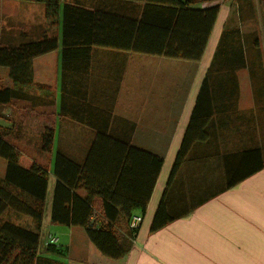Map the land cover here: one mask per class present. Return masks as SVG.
Masks as SVG:
<instances>
[{"label":"crops","instance_id":"1","mask_svg":"<svg viewBox=\"0 0 264 264\" xmlns=\"http://www.w3.org/2000/svg\"><path fill=\"white\" fill-rule=\"evenodd\" d=\"M103 1L83 3L97 8ZM192 1L193 9L219 8L198 61L93 46L87 71L76 56L79 51L72 54L71 68L63 70L60 13L57 49L32 60V86L5 107L15 120L0 118L1 127L13 128L14 146L49 173L34 264H264V166L253 172L264 162V105L254 101L259 96L264 102V0ZM40 4L0 0L1 45H20L43 35L46 7ZM253 24L256 29L249 30ZM226 31L233 44L240 36L246 55L217 54ZM147 66L155 72H136ZM142 79L150 86L136 83ZM206 79L209 86L202 89ZM0 87L13 88L6 67H0ZM34 125L40 129L36 137L29 135ZM45 127L53 128L48 152L41 146ZM98 143L102 164L123 172L119 199L125 202L136 199V172L142 174L143 186L155 175V163L145 155L137 156L136 167V151L130 147L163 159L142 224L119 259L102 255L85 228L51 222L56 154L82 167ZM184 144L183 158L173 172ZM250 150L257 151L244 156ZM230 174L244 178L230 187ZM89 192L73 189L72 197L90 196L100 227L107 223L101 198ZM125 217L122 214L117 222H127ZM12 222L35 229L33 219L25 215ZM154 222L161 224L156 230ZM49 234L58 239L51 251L45 245Z\"/></svg>","mask_w":264,"mask_h":264},{"label":"trees","instance_id":"2","mask_svg":"<svg viewBox=\"0 0 264 264\" xmlns=\"http://www.w3.org/2000/svg\"><path fill=\"white\" fill-rule=\"evenodd\" d=\"M25 1L45 5L46 25L43 35L37 40L15 46L0 44V67L8 68L9 78L13 81L12 89L0 87V109L10 106L14 98H19L21 90L32 86V60L57 49L56 29L60 13L63 70L71 68L72 54L79 51L76 56L85 62L84 70L87 71L93 46L198 61L205 52L219 12L217 6L193 9L190 7L192 0H104L97 8L87 7L83 3L85 0ZM226 34L227 31L222 34L217 54L231 51L234 56L246 55L248 48L245 43L235 41L233 44ZM208 86L206 79L202 89ZM201 96L203 94H200V103ZM254 101L259 106L264 105L259 96H254ZM12 137L13 128L0 126V158L6 162L4 177H0V264H34L40 245L49 173L45 167L23 155L12 143ZM52 141L53 128L45 127L42 132V150L50 151ZM100 145L92 146L82 167L62 153L56 154L54 172L58 181L51 207V222L85 228L88 238L102 255L119 259L127 254L131 246L128 221L134 210L143 215L163 159L130 147L136 151V167L137 156L145 155L155 163V175L143 186L140 184L142 174L136 172V199L125 202L119 199V190L125 181L123 172L108 170L102 164ZM186 146L182 145L178 152L173 172L178 168ZM256 151H247L244 156L254 155ZM262 166L264 162L255 167L253 172ZM70 170L71 174L68 172ZM61 171H65V174ZM76 178L80 185L75 181ZM242 178L244 176L228 175V186H233ZM77 188L89 190V193L101 198V211L107 223L98 227L95 221L89 220L93 213V201L90 196L82 198L75 193L72 197V190ZM122 214L127 220L123 224L117 222ZM19 215L32 218L35 229L13 223L12 219ZM121 225L127 226L123 230L127 235L119 231ZM160 226L154 222L152 230ZM46 246L47 250L53 249V244Z\"/></svg>","mask_w":264,"mask_h":264},{"label":"rangeland","instance_id":"3","mask_svg":"<svg viewBox=\"0 0 264 264\" xmlns=\"http://www.w3.org/2000/svg\"><path fill=\"white\" fill-rule=\"evenodd\" d=\"M35 5V4H34ZM40 5H42V4H40ZM255 23V22H254ZM247 28L250 30V29H256V26H255V24H253V25H248L247 26ZM240 30L239 31H241V35H244V33H245V25H244V23H241V25H240V28H239ZM234 41H236V43H238V41H240V36H235L234 37ZM263 50H264V46H263ZM230 53V51H228L227 52V54H229ZM144 57H147V55L146 56H144ZM148 58H151V56H149ZM142 71V73H145V72H147V73H149V72H155L154 70H152L151 69V67L150 66H147V67H144V68H142V70H138V69H136V72H141ZM168 76H169V74H168ZM264 80V79H263ZM164 82V80H160V84H162ZM136 83H141L142 85H144V84H148L149 86H150V81L149 80H145V79H142V80H136ZM162 86V85H161ZM6 108H3V109H0V118H3V119H5L6 121H14L15 120V117H14V115H13V113H12V110H8V111H6L5 110ZM11 111V112H10ZM14 119V120H13ZM36 124V123H35ZM18 129V130H17ZM40 131V129H39V127H36L35 125H34V127H32V128H30L29 129V135H32L33 137H36V135L38 134V132ZM20 132H21V130H20V128L19 127H17L16 128V134L17 135H20ZM35 139V138H34ZM24 155V154H23ZM4 169H5V160L4 159H2V158H0V175L2 174L3 175V172H4ZM1 175V176H2ZM126 226V225H125ZM124 225H123V227H122V225H121V229L119 230L120 232H122L123 230H125V229H127V226L125 227ZM132 242V241H131Z\"/></svg>","mask_w":264,"mask_h":264},{"label":"built area","instance_id":"4","mask_svg":"<svg viewBox=\"0 0 264 264\" xmlns=\"http://www.w3.org/2000/svg\"><path fill=\"white\" fill-rule=\"evenodd\" d=\"M89 220L92 222L95 220V215L92 213L89 217ZM143 221V215L141 213H136L132 214L129 221H128V227L131 231L132 238L135 239L136 232L138 231L140 225L142 224ZM58 242L57 237L49 234L46 241L45 245L49 244H56Z\"/></svg>","mask_w":264,"mask_h":264}]
</instances>
